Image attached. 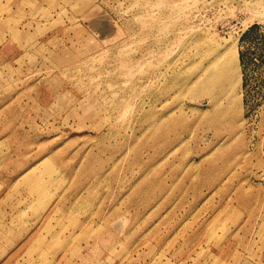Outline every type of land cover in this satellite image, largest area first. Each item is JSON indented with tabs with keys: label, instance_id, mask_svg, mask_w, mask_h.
<instances>
[{
	"label": "rangeland",
	"instance_id": "obj_1",
	"mask_svg": "<svg viewBox=\"0 0 264 264\" xmlns=\"http://www.w3.org/2000/svg\"><path fill=\"white\" fill-rule=\"evenodd\" d=\"M15 2L0 264H264V0Z\"/></svg>",
	"mask_w": 264,
	"mask_h": 264
},
{
	"label": "crops",
	"instance_id": "obj_2",
	"mask_svg": "<svg viewBox=\"0 0 264 264\" xmlns=\"http://www.w3.org/2000/svg\"><path fill=\"white\" fill-rule=\"evenodd\" d=\"M2 5H4V10L7 7V10L3 12L2 15H0V67H3L5 65H8L11 68H15L18 66L16 63L17 56L16 51L20 52L23 51V41L17 42L13 36L15 33V24H16V2L13 0V3H7L5 5V1L1 2ZM15 80V82H21L25 83L29 78L28 76L21 75L20 78ZM44 83L46 85L48 83H55L53 80H47L45 79ZM42 89L45 96H50V98L53 97L54 94L57 93V87L53 90H49L47 87ZM6 93L8 96H6ZM16 92H6L4 90V87H1L0 89V98L4 97L3 101H0V110L9 109L12 105H17L20 109H24L25 107H28L27 103L24 102V99L26 98L18 96L13 97L16 95ZM30 99V98H29ZM18 102V103H17ZM33 159L29 158L27 160V163H31ZM28 166V165H27Z\"/></svg>",
	"mask_w": 264,
	"mask_h": 264
},
{
	"label": "bare ground",
	"instance_id": "obj_3",
	"mask_svg": "<svg viewBox=\"0 0 264 264\" xmlns=\"http://www.w3.org/2000/svg\"><path fill=\"white\" fill-rule=\"evenodd\" d=\"M230 50V51H229ZM227 51L231 52V49H228ZM227 53V52H226ZM220 58L223 59L221 56L215 57L208 65V72L205 76V79H215L218 77L220 70L223 69L228 64V60L223 61V63L220 62ZM205 71V70H204Z\"/></svg>",
	"mask_w": 264,
	"mask_h": 264
}]
</instances>
